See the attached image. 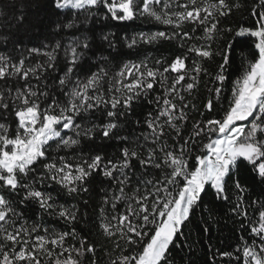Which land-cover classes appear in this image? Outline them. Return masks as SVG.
<instances>
[{
  "label": "snow or ice",
  "instance_id": "1",
  "mask_svg": "<svg viewBox=\"0 0 264 264\" xmlns=\"http://www.w3.org/2000/svg\"><path fill=\"white\" fill-rule=\"evenodd\" d=\"M54 5L58 10H68V22H55L56 35L65 28L76 27L77 20L72 10L103 7L110 14L106 18L115 21H134L147 16L173 29L171 33L159 31L125 37L128 48L161 39H202L204 43L187 47V52L193 54L191 61L188 55L181 53L166 65L161 60L155 61L160 68L155 65L150 68L145 61L124 64L113 77L115 84L121 86H113L119 95L107 97L106 91L113 89L105 90L101 80L108 76V72L100 69L94 73L92 66L85 61L87 51L91 50L87 37H74L67 46L57 40L47 51H42L46 46L25 47L15 61L11 55L0 54V264H42L41 255L49 259V264H81V258L86 254L95 257V246L87 244L84 239L79 241L78 248L71 243L65 246L68 237L77 236L75 229L49 236L37 235L33 240L32 233L38 231L40 225L28 227L23 221V213L17 212L14 207L16 201L11 197L20 195L18 190L22 189L19 203L35 201L50 215L71 224L76 220L77 210L56 204L51 194L36 189L34 185L49 181L59 184L69 194L87 192L86 182L97 171L115 181L118 193L111 197L105 193L103 203L110 206V217L104 207L100 209L102 234L109 239L115 237L112 244L120 249V254L111 259L110 264H172L170 245L174 244L193 207L198 206L206 186L214 189L218 198L227 200L228 180L242 161L248 162L264 183V10L258 11L264 9V0H257L251 10L254 25L241 26L235 32L236 36L256 38V51L254 61L248 62L247 68L233 84L229 106L220 118L196 122L187 136L183 126L190 101H186L182 93L191 95L199 83L200 74H208V69L201 62L214 58L211 42L221 33L218 27L221 18L232 14L234 8L240 7L239 4H230L227 0H184L183 3L180 0H54ZM16 21L21 28L28 24L24 34L48 25V21L39 15L32 21L19 16ZM185 23L194 25L193 32L202 26L203 36L197 38L183 31ZM224 31L231 32L232 29ZM4 39L8 41L9 37ZM11 39L14 47L23 45L19 30ZM102 39L113 46L108 35ZM180 46L186 47L185 44ZM62 48L68 63L64 75L50 85L51 72L58 66ZM32 56L45 59L26 66V61ZM228 63L225 56L214 76L219 86L210 89L217 101L227 79ZM80 73L85 79L79 78ZM165 73L176 75L166 83L168 76ZM125 78L129 82L125 83ZM157 83L164 88L165 95L155 97L158 110L155 115L149 113V119L144 121L150 129L148 134L142 133L138 137L144 144L122 148L119 161H105L102 155L97 154L73 164L64 156L52 155L50 149L53 145L56 152L78 146L81 137L92 139L97 130L105 138L114 135V130L120 127L119 119L130 112L133 101L147 95ZM51 87H56L67 99L61 101L50 90ZM204 107L212 111L213 99L209 98ZM97 109H106L107 123L84 127L77 122V117L85 119ZM238 121L248 123L238 125ZM65 130L72 131L73 135H67ZM201 136L208 142L202 144L200 154L193 157L190 144L195 145V138ZM122 139L128 140L127 137ZM132 159L138 160L143 169L134 185L131 183L134 175L131 172ZM189 160L193 161L191 168ZM38 169L40 174L28 181V177L36 174ZM149 169L157 170L159 175L153 176ZM149 176L151 178H147ZM234 185L238 196L232 211L247 217L248 212L242 204L246 188L238 180ZM118 203L125 205L123 212L117 211ZM258 213V226L252 225L250 232L259 238V243L254 238L251 244L245 241L237 249L243 253L242 264H264V204ZM43 231L47 233L49 230L44 228ZM223 255L231 256V253ZM92 264H96L95 259Z\"/></svg>",
  "mask_w": 264,
  "mask_h": 264
},
{
  "label": "trees",
  "instance_id": "2",
  "mask_svg": "<svg viewBox=\"0 0 264 264\" xmlns=\"http://www.w3.org/2000/svg\"><path fill=\"white\" fill-rule=\"evenodd\" d=\"M181 3L184 0H180ZM199 2V0H198ZM230 4H239L240 7L234 8L233 13L228 17H222L218 27L221 29L220 35L213 41L212 48L215 52L214 58L203 60V67L208 69V74L201 73L198 77L199 83L192 91L191 95L182 93L186 96V101H190L187 112V121L183 126L184 135L191 134L193 125L196 122L206 121L212 118H220L223 115L224 109L229 106L232 96V87L234 82L240 77L241 73L248 66L249 61H254V37L248 35L236 36L235 32L239 27H251L255 23V18L251 15V10L256 6L257 0H227ZM264 9H258L261 11ZM68 10H58L55 8L54 0H0V54L11 55L13 60L20 58L21 52L25 47L46 46L42 47V51L50 50L55 42L59 40L62 45L67 46L74 38H88L91 50L87 51L85 61L92 66V72H99L104 69L108 72V76L101 80V84L106 91V97L110 95H119L114 91L113 86L121 87L115 84L113 77L122 69L124 64L135 63L139 64L145 61L148 67L160 68L155 61L161 60L166 65L170 63L177 55L184 53L188 55L189 61L193 58V54L187 52V47L192 44L204 43L202 39L193 40H159L152 44H139L137 47L128 48L125 37H131L139 33L153 34L159 31L171 33L172 27L161 24L147 16L140 17L134 21H115L108 17L110 14L103 7H96L89 10H72L74 13L77 25L72 29H63L59 35L55 28V22H68L66 15ZM37 15L48 21V25L44 29H36L27 31L28 24L25 23L21 28L17 24L16 18L25 16L27 20H35ZM194 25L185 23L182 26L183 31H188L194 37H202V26L196 27L193 32ZM232 29L231 32L224 29ZM19 30L23 36V45L14 47L12 37ZM104 35L109 36L113 46H109L108 41L102 39ZM4 37H9L5 41ZM185 44L182 48L180 45ZM95 53V55H93ZM227 56L229 63L226 65L227 79L224 82L219 100H216L210 89L219 86L214 81V76L218 70V66L223 62V58ZM107 57V59H104ZM45 57L32 56L26 61L28 64L43 62ZM189 61H186L188 63ZM68 63V58L64 56L63 48L59 50L58 66L55 71L51 72L49 84L56 80L57 77L64 75V69ZM162 71V68H161ZM168 76L170 83L175 73H165ZM75 78V74H74ZM81 80L85 79L83 73L79 74ZM187 79V77H186ZM36 83L35 80L32 81ZM129 82V81H128ZM58 84V81H57ZM71 85H69V88ZM57 95L61 101L67 99L61 95L56 87L50 89ZM165 95L164 88L158 83L154 84L152 90L147 95L140 96L134 100L130 112H127L119 119L120 127L114 130V135L105 138L101 132L97 130L94 138L88 139L81 137V143L78 146L64 149L59 152L50 149L54 156H64L66 160L73 164L80 163L82 159H88L97 154L104 157L105 161L112 159L119 161L121 159V150L124 147L135 148L137 144H144L142 139L138 140L141 134H148L150 129L144 123L149 119V113L155 115L158 110V105L154 102L155 97ZM213 99L214 107L212 111H208L204 105L206 101ZM150 101H153L150 103ZM195 105V108L192 107ZM106 109H97L90 114L89 117L81 119L77 117V122L84 127H91L93 123L100 125L108 122V118L104 115ZM139 121V123H136ZM247 122V121H246ZM13 126L15 122L13 121ZM242 124V123H239ZM67 135H73L72 131L65 130ZM63 134V133H62ZM171 135L174 136V133ZM122 137H127L125 141ZM196 144L191 145L193 157L200 154V147L207 143V139L203 136L196 137ZM170 144L172 140L168 141ZM193 161L189 160L191 168ZM132 169L134 173L131 183L134 185L136 180L141 176L143 169L139 161L132 159ZM41 172L38 169L36 174L28 177L31 181L34 176ZM153 176L159 175L155 169H149ZM131 174V173H130ZM151 178V176L147 177ZM238 180L242 186L246 188L243 193V207L247 210L248 216L233 212L232 209L237 203L238 192L235 188L234 181ZM27 182V181H26ZM34 187L45 193L51 194L53 201L64 207L76 209V220L68 224L63 219L56 215H50L42 209L38 203L32 200H26L23 204L19 203L23 196V190L20 189V195H13L12 200L16 201L14 207L18 213H23V221L28 227L38 224V231L32 233L34 240L37 235H52L53 233H62L75 229L77 236L75 238L68 237L65 241V246L69 243L80 247L79 241L84 239L87 244L95 246V257L91 254H86L81 258V264H92L95 259L96 264H110V260L120 254V249L114 248L112 239H109L102 234V229L99 225L102 222L100 214L101 207H104L105 213L110 217L112 210L109 205L104 204L105 193L111 197L118 194L115 191V181L104 177L99 171L93 172L86 182L87 192L80 191L78 193L69 194L66 189L54 182L45 181L37 183ZM6 191V190H5ZM127 191V189H126ZM227 200L220 199L216 196L215 190L206 186L205 191L201 194V199L198 206H194L188 220L181 226L180 232L173 245H170L169 258L172 264H242L243 253L237 251L243 243L247 241L249 244L255 238L259 243V238L254 237L250 232L252 225L258 226L259 213L261 204H264V183L253 170L252 166L242 161L239 167L235 170L234 175L228 180ZM256 202V203H254ZM125 205L117 204V211L123 212ZM20 221L17 222L19 226ZM115 223V222H113ZM44 228L49 231L45 233ZM243 238V239H241ZM123 244V241H121ZM85 244V247H87ZM58 251V249H57ZM259 251V249H257ZM223 253H231V256L223 255ZM75 255V254H73ZM241 257L237 260L236 257ZM63 259V257H61ZM42 264H49V259L46 256L40 257Z\"/></svg>",
  "mask_w": 264,
  "mask_h": 264
},
{
  "label": "rangeland",
  "instance_id": "3",
  "mask_svg": "<svg viewBox=\"0 0 264 264\" xmlns=\"http://www.w3.org/2000/svg\"><path fill=\"white\" fill-rule=\"evenodd\" d=\"M127 82H128V79L125 78V83H127ZM249 119H251V118H249ZM239 123H242L243 125H247L248 122H246V121H242V122L238 121L237 124L239 125Z\"/></svg>",
  "mask_w": 264,
  "mask_h": 264
}]
</instances>
